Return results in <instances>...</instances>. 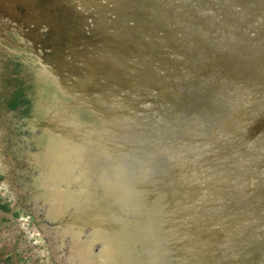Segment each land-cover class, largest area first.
<instances>
[{
	"label": "water",
	"instance_id": "95a60500",
	"mask_svg": "<svg viewBox=\"0 0 264 264\" xmlns=\"http://www.w3.org/2000/svg\"><path fill=\"white\" fill-rule=\"evenodd\" d=\"M23 2L9 136L63 263L264 264V0Z\"/></svg>",
	"mask_w": 264,
	"mask_h": 264
},
{
	"label": "rangeland",
	"instance_id": "374dc122",
	"mask_svg": "<svg viewBox=\"0 0 264 264\" xmlns=\"http://www.w3.org/2000/svg\"><path fill=\"white\" fill-rule=\"evenodd\" d=\"M20 86L18 69L0 47V264H64L40 223L9 136Z\"/></svg>",
	"mask_w": 264,
	"mask_h": 264
},
{
	"label": "flooded vegetation",
	"instance_id": "af4514ba",
	"mask_svg": "<svg viewBox=\"0 0 264 264\" xmlns=\"http://www.w3.org/2000/svg\"><path fill=\"white\" fill-rule=\"evenodd\" d=\"M12 1L13 0H0V39L7 36L8 33H11L15 28L21 29L24 27V10L22 2L13 3Z\"/></svg>",
	"mask_w": 264,
	"mask_h": 264
}]
</instances>
